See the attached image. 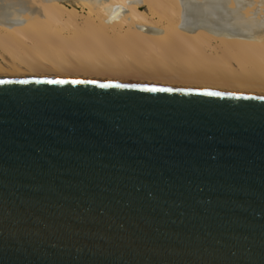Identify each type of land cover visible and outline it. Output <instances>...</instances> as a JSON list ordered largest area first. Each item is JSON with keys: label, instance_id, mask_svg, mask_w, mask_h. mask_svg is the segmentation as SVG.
Listing matches in <instances>:
<instances>
[{"label": "water", "instance_id": "obj_1", "mask_svg": "<svg viewBox=\"0 0 264 264\" xmlns=\"http://www.w3.org/2000/svg\"><path fill=\"white\" fill-rule=\"evenodd\" d=\"M0 264H264V95L0 78Z\"/></svg>", "mask_w": 264, "mask_h": 264}, {"label": "bare ground", "instance_id": "obj_2", "mask_svg": "<svg viewBox=\"0 0 264 264\" xmlns=\"http://www.w3.org/2000/svg\"><path fill=\"white\" fill-rule=\"evenodd\" d=\"M58 1L0 0V78L264 95V0Z\"/></svg>", "mask_w": 264, "mask_h": 264}, {"label": "rangeland", "instance_id": "obj_3", "mask_svg": "<svg viewBox=\"0 0 264 264\" xmlns=\"http://www.w3.org/2000/svg\"><path fill=\"white\" fill-rule=\"evenodd\" d=\"M60 5H63L65 7H71V8H75L77 11H79L80 13L84 14H90L88 13V11L90 10L89 8V5L85 2V0H59L58 1ZM143 8H146L145 6H143ZM95 14L93 13L92 16H94ZM99 20V19H98ZM97 19L95 20H92L94 22H96L97 26H98V23L100 21H98ZM78 24L79 26H87V22H86V19H81L79 18V21H78Z\"/></svg>", "mask_w": 264, "mask_h": 264}]
</instances>
